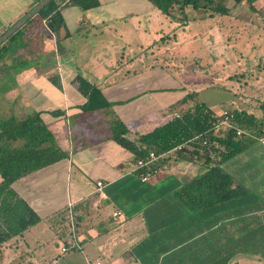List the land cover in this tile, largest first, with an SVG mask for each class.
<instances>
[{"label": "crops", "instance_id": "0c3cea01", "mask_svg": "<svg viewBox=\"0 0 264 264\" xmlns=\"http://www.w3.org/2000/svg\"><path fill=\"white\" fill-rule=\"evenodd\" d=\"M60 2L63 23L57 33L34 17L12 43V54L33 49L35 59L10 73L9 67L0 69V86H11L0 96V111L19 119L39 112L68 154L12 182L15 193L42 220L0 245V264H264L260 136L245 134L243 148L219 162L239 193L196 207L180 200L175 191L207 169L202 162L177 159L170 151L152 162L143 180L146 169L138 167L132 153L112 138V118L120 120L129 130L125 136L133 139L178 115L174 104L188 105L189 98L182 99L191 93L184 88L175 95L172 89L180 83L163 69L180 66L176 32L180 15L166 17L156 11L158 26L150 35V23L139 19L146 14L144 8L132 12L130 5L98 0L97 6L84 10L68 0ZM36 3L0 0V8L15 9L0 25V33ZM257 4L263 6L264 0L255 1L258 8ZM101 11L109 16H92ZM84 13L91 19L84 20ZM163 39L166 46L159 45ZM155 54L161 56L160 65ZM154 67L162 72L160 81L152 75ZM77 75L100 89L110 103L107 110L83 109L87 98L78 89ZM246 86L239 94L240 106L231 109L260 119L263 113L255 103L264 96L256 90L247 96ZM246 100L255 105L247 108ZM210 108L216 114L227 111ZM97 181L102 182L100 187ZM66 207H74L79 222L74 238L78 245L62 252L61 245L71 237L58 234L46 218ZM117 210L121 215L114 217ZM52 231L51 240L59 252L55 258L38 259L32 247ZM31 232L33 241L27 237Z\"/></svg>", "mask_w": 264, "mask_h": 264}, {"label": "trees", "instance_id": "16d2710c", "mask_svg": "<svg viewBox=\"0 0 264 264\" xmlns=\"http://www.w3.org/2000/svg\"><path fill=\"white\" fill-rule=\"evenodd\" d=\"M150 1L164 14H169L173 5L180 8L182 13L189 5L195 8L197 6L208 7L217 12L224 9L219 0L216 2L215 0ZM233 1L239 3L241 0ZM68 2L84 10L98 5V0H68ZM248 3L252 4L253 0H248ZM60 9V0H51L34 17L43 19L50 31L55 34L63 23ZM19 30L0 45V63L12 55V43ZM75 80L79 91L87 98L82 106L84 110H107L109 108L110 103L98 87L89 83L81 75H77ZM8 81L11 80L8 79ZM10 88V85L0 86V96ZM188 98L190 95L182 99V102ZM261 110L263 115L260 119L246 111L227 110L225 113L230 115L231 126H216L217 120L221 119L223 114H216L205 103L196 101L191 107L178 116H173L165 124L156 126L145 133L136 134L133 139L125 136L129 132L127 127L117 118H112V138L132 153L135 162L139 159H146L150 152L160 156L170 151L174 152L177 159L202 162L207 169L177 189L175 195L193 207L210 205L228 200L239 193L240 188L237 185L233 186V180L222 171L219 162L243 148L242 139L245 134L256 133L260 137L264 136V103ZM236 129L244 133L238 135ZM179 146L181 147L178 148ZM67 155L56 142L39 112H34L21 119L14 115L0 118V176L2 178L0 181V245L42 220L15 193L11 187L12 182L60 161ZM71 209L77 227L79 222L74 207ZM68 211L66 207L46 218L49 225L63 237L69 232Z\"/></svg>", "mask_w": 264, "mask_h": 264}, {"label": "rangeland", "instance_id": "374dc122", "mask_svg": "<svg viewBox=\"0 0 264 264\" xmlns=\"http://www.w3.org/2000/svg\"><path fill=\"white\" fill-rule=\"evenodd\" d=\"M101 1H116L119 4L130 5L132 12H141L144 8L146 14L140 16L139 19L140 22L147 20L150 23V35L153 34V26H158L159 14L157 15L156 11L161 12V10L150 0ZM216 1L218 0L214 2ZM219 1L224 6V9L219 12L208 7L197 6L195 8L192 6V8L186 7L181 13L180 8L175 5L170 8L169 14L161 12L166 17L180 15L177 22L181 24L176 27L177 39L180 42L177 46V51L181 53L179 58L181 61H178L180 66L167 67L166 65L163 67L167 73L174 75L172 81L180 83L179 87L172 89L175 95L180 94L184 88L191 93L187 100L188 105L186 103L173 105L174 110L179 114L196 101L205 102L218 113L236 108L241 104L242 98H239V94L243 92L241 88L245 87V83L247 84L245 89L247 96H251L255 90L264 96V4H261L263 6L257 4V8L254 5L256 0H253L252 4L248 3V0H241L239 3L233 0ZM14 10L8 5L0 8L1 28L3 27L2 22L10 19ZM185 15H187L186 19L183 18ZM70 16L71 14H68V18ZM92 16L106 17L109 15L101 11L94 12ZM86 19L90 20L91 16L84 13V20ZM149 40L154 41L152 37ZM158 42L160 46H166L167 41L163 39L162 42ZM33 52L35 53L33 49H21L14 52L0 63V69L9 67L11 69L9 73L17 70L18 67L35 59ZM149 54L151 55V52ZM155 60H157L156 64L158 60L159 65L161 64L159 54L156 55ZM151 72L160 81V73H162L160 68L154 67ZM6 81L7 84L11 82L8 79ZM262 100L261 103L258 100V103H255L259 108H262L264 103V98ZM250 102L246 100L244 106L252 108L255 104H252L254 103L252 100ZM6 116V111H0V118ZM33 233L27 234L32 241L34 240ZM52 237L53 231L41 244L33 245L32 250L38 259L42 256L50 258L57 256L59 251L51 240ZM30 239L28 238V242ZM21 249L25 250L23 247Z\"/></svg>", "mask_w": 264, "mask_h": 264}, {"label": "built area", "instance_id": "2783aa9c", "mask_svg": "<svg viewBox=\"0 0 264 264\" xmlns=\"http://www.w3.org/2000/svg\"><path fill=\"white\" fill-rule=\"evenodd\" d=\"M223 114V117L219 120H217V123H216V126H219V125H226V126H231L229 121H230V115L226 114L225 112L221 113ZM174 116H178V115H174ZM236 133L239 135V134H243L244 132L240 129H236ZM260 141L261 143L264 145V137H261L260 138ZM181 146H179L178 148H180ZM159 156L156 155L155 153L153 152H150L148 157L146 159H139L137 160L136 162V165L140 168H144L146 169V173L143 177V180L146 179V176L150 174L151 170H152V167H151V164L153 161H155ZM97 186L100 187L102 185V182L101 181H97ZM99 195L102 196L104 195L103 193H101L99 191ZM93 206L94 207H97L98 206V203L97 202H94L93 203ZM69 211H68V222H69V232H68V235L71 237V240L66 244H62L61 245V251L62 252H65L68 248L70 247H75L77 246V242L76 240L74 239L75 238V231H76V225H75V221H74V217H73V214H72V211H71V208H68ZM114 217H118L121 215V212L120 211H114L113 214H112ZM71 242V243H70ZM70 243V245H69Z\"/></svg>", "mask_w": 264, "mask_h": 264}, {"label": "water", "instance_id": "95a60500", "mask_svg": "<svg viewBox=\"0 0 264 264\" xmlns=\"http://www.w3.org/2000/svg\"><path fill=\"white\" fill-rule=\"evenodd\" d=\"M51 0H39L28 11H26L19 19L11 24L4 32L0 34V45L6 41L12 34L20 29L29 19L34 17L46 4Z\"/></svg>", "mask_w": 264, "mask_h": 264}]
</instances>
